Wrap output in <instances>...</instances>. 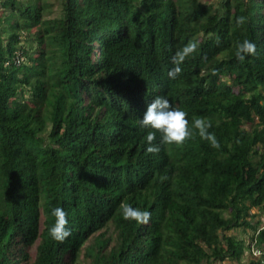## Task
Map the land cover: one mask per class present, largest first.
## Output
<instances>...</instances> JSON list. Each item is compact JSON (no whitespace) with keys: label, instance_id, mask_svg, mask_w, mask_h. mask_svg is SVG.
Masks as SVG:
<instances>
[{"label":"trees","instance_id":"trees-1","mask_svg":"<svg viewBox=\"0 0 264 264\" xmlns=\"http://www.w3.org/2000/svg\"><path fill=\"white\" fill-rule=\"evenodd\" d=\"M245 39L256 52L241 61ZM158 95L190 126L210 121L219 147L193 128L182 143L157 131L159 150L148 151L156 130L138 121ZM125 204L151 216L126 219ZM55 207L71 228L62 241L49 232ZM255 207L264 210V0H0V264H71L84 246L93 264H264L245 262L251 245L229 233L252 229L264 252ZM108 224L115 244L95 247Z\"/></svg>","mask_w":264,"mask_h":264},{"label":"clouds","instance_id":"clouds-1","mask_svg":"<svg viewBox=\"0 0 264 264\" xmlns=\"http://www.w3.org/2000/svg\"><path fill=\"white\" fill-rule=\"evenodd\" d=\"M244 19L245 17L243 16L237 17V24L242 23ZM196 47L197 45L195 43L190 42L175 53L173 56L175 67L169 70L168 75L170 77H174L181 70L179 67L180 62L189 53L193 52ZM255 52L256 44L252 40L245 39L237 43L236 56L239 60L243 61L247 55L255 54ZM187 115L184 108L175 106L166 95L154 97L148 104L142 118L138 121L141 127L156 130L147 132L146 140L148 143V151L159 150V146L152 143L156 139L157 131L160 133L161 143H182L186 138L192 136L193 128L198 130L202 138L209 140L213 146L219 147V141L213 133L208 131L211 127V122L202 117H198L192 121V126H190ZM122 210L126 219L132 218L137 221L147 222L151 216L150 211L135 208L130 204L122 205ZM52 215L56 217V220L49 228V232L53 239L62 241L71 233V228L68 227V215L62 207L53 208Z\"/></svg>","mask_w":264,"mask_h":264},{"label":"rangeland","instance_id":"rangeland-1","mask_svg":"<svg viewBox=\"0 0 264 264\" xmlns=\"http://www.w3.org/2000/svg\"><path fill=\"white\" fill-rule=\"evenodd\" d=\"M209 2H213L215 4L219 3L221 0H207ZM29 42L31 41H26L24 42V44H28L29 45ZM252 212H255L257 213V217L256 219H261V220H264V210L263 209H259V208H253L252 209ZM229 233H233L238 239H243L245 240L246 244H250L252 245L251 242V237H252V234H253V230L252 229H245L243 227H239L235 230H232L230 231ZM117 240V232H116V229L114 227L113 224H108L107 226L103 227L102 229L98 230L94 235L91 236V239L90 241L93 242V244L96 246H100V244H106L105 245V248L104 250H109L116 242ZM89 241V242H90ZM87 242V243H89ZM37 243H34V245L32 246L31 248V253L35 254V251H36V246H37ZM86 243V244H87ZM257 248V247H256ZM260 248V247H259ZM257 260V259H260V258H255L253 255H252V250L251 248H247L246 251H245V255L243 257V260L245 262H249L251 260ZM237 262L235 260H231V259H226L224 261H213V262H204L203 264H236ZM71 264H93L91 262V258L89 255H87V252L85 251V246L84 248L82 249L78 259L71 263Z\"/></svg>","mask_w":264,"mask_h":264},{"label":"built area","instance_id":"built-area-1","mask_svg":"<svg viewBox=\"0 0 264 264\" xmlns=\"http://www.w3.org/2000/svg\"><path fill=\"white\" fill-rule=\"evenodd\" d=\"M24 57L21 55L20 52L17 53V55L15 56L14 58V62L16 64H20L22 61H23ZM10 61L7 62V64H9ZM264 222V220H263ZM257 247V248H256ZM251 250H252V255L255 257V258H260L264 261V252L262 251L261 248H259L258 246H256L255 244H252L251 245Z\"/></svg>","mask_w":264,"mask_h":264}]
</instances>
